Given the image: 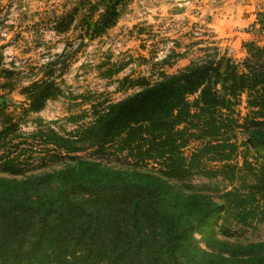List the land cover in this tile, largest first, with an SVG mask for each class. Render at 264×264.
I'll list each match as a JSON object with an SVG mask.
<instances>
[{
  "label": "rangeland",
  "instance_id": "obj_1",
  "mask_svg": "<svg viewBox=\"0 0 264 264\" xmlns=\"http://www.w3.org/2000/svg\"><path fill=\"white\" fill-rule=\"evenodd\" d=\"M110 2L0 0V160L13 158L26 175L55 172L66 151L45 141L40 130L78 136L106 104L191 62L214 54L230 58L240 76L232 111L222 109L220 115L234 118V126L220 127L215 137H196L199 130L187 128L193 135L175 153L184 158L186 170L170 179L181 185V196L200 195L182 207L188 228L176 254L182 264L264 254V148L245 143L250 120L264 129V9L242 24L237 16L221 14L225 0H119L116 21L99 32L95 24ZM50 80L58 90L39 109L25 110L31 89ZM198 94H188L187 100ZM205 142L225 144V155L204 147ZM197 149L199 161H191ZM91 152L88 147L73 153L95 156ZM16 176L15 183L0 189L31 194L33 183L24 185L22 174ZM121 237L113 241L101 232L78 252L91 253L95 264H165L155 245L148 252H122L116 247L126 242ZM91 260L87 264H94Z\"/></svg>",
  "mask_w": 264,
  "mask_h": 264
},
{
  "label": "trees",
  "instance_id": "obj_2",
  "mask_svg": "<svg viewBox=\"0 0 264 264\" xmlns=\"http://www.w3.org/2000/svg\"><path fill=\"white\" fill-rule=\"evenodd\" d=\"M118 3L106 4L95 24L97 31L114 24ZM249 72L254 75L252 69ZM239 76L230 58L214 54L96 110L78 136L40 130L45 141L66 151L63 166L55 172L26 175L13 158L0 160V184L15 183L18 173L24 185L33 183L31 194L0 189V264H87L92 255L78 252V246L93 242L101 232L113 241L125 236L126 242L116 244L122 252H148L155 245L165 264H182L176 254L188 228L182 207L200 195L181 196V185L170 179L186 170L184 158L175 153L193 135L187 128H197L196 137H215L220 127L234 126V118L220 114L222 109L232 111L231 95ZM54 90L58 87L53 80L36 85L25 110L39 109ZM197 91L198 96L188 101L186 96ZM180 123L187 127L175 128ZM249 124L245 143L264 148L263 127L256 120ZM224 145L205 142L204 147L222 156ZM88 147L95 156L73 153ZM198 152L191 161H199ZM148 159L158 166L148 165ZM85 193L89 196L79 197ZM208 264H264V254Z\"/></svg>",
  "mask_w": 264,
  "mask_h": 264
},
{
  "label": "crops",
  "instance_id": "obj_3",
  "mask_svg": "<svg viewBox=\"0 0 264 264\" xmlns=\"http://www.w3.org/2000/svg\"><path fill=\"white\" fill-rule=\"evenodd\" d=\"M227 6H223L221 14L226 16H237L238 22L245 24L258 11L264 9V0H225ZM231 12V13H230Z\"/></svg>",
  "mask_w": 264,
  "mask_h": 264
}]
</instances>
